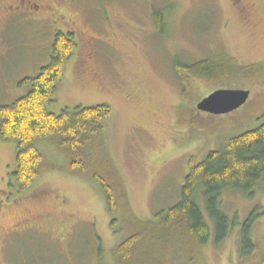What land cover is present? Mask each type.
<instances>
[{
  "label": "rangeland",
  "instance_id": "obj_1",
  "mask_svg": "<svg viewBox=\"0 0 264 264\" xmlns=\"http://www.w3.org/2000/svg\"><path fill=\"white\" fill-rule=\"evenodd\" d=\"M67 1L59 5L63 12L66 7L61 22H22L1 32L0 107L29 93L23 81L50 63L55 34L74 32L78 47L48 111L112 108L105 141L123 180L122 202L135 218L157 223L158 212L180 201L191 157L202 162L210 151L264 122V0ZM157 13L165 19L163 33L156 28ZM217 55L250 67V78L221 86L250 92L241 108L226 115L197 109L215 91L198 80L192 79L184 100L175 66L209 57L219 64ZM39 148L45 157L40 177L20 191L12 175L16 145L0 138V203L5 204L0 205V264H118L114 250L135 226L121 223L116 234L100 187L52 170L64 167L66 159L48 143ZM198 200L211 230L200 264H264V195L249 199L224 192L223 209L234 226L220 245L201 195ZM257 208L255 251L242 259L241 230ZM146 245L138 264H198L180 251L158 261L152 255L164 245Z\"/></svg>",
  "mask_w": 264,
  "mask_h": 264
},
{
  "label": "trees",
  "instance_id": "obj_2",
  "mask_svg": "<svg viewBox=\"0 0 264 264\" xmlns=\"http://www.w3.org/2000/svg\"><path fill=\"white\" fill-rule=\"evenodd\" d=\"M154 19L157 31L163 33V15L157 13ZM77 47L74 32H58L52 44L50 63L35 78L23 81L30 85L29 93L11 105L0 107V138L16 145L17 168L12 175L19 190L26 191L40 177L45 157L39 144L48 143L67 161L64 167L52 166V170L89 178L100 187L111 217L110 226L116 234L122 231L121 223L135 226L134 233L114 250L118 264L141 263L140 254L148 248L147 242L156 247L164 245L157 247L152 255L158 261L180 251L189 254V259L198 260V264L202 263L201 248L209 243L211 230L199 195L214 225L215 241L220 245L229 238L234 226L223 209L224 192L237 191L249 199L264 195V122L256 129L232 137L223 149L210 151L202 162L196 163L191 157L180 201L167 211L158 212L157 223L143 222L122 202L123 180L106 145V124L112 116V108L101 104L79 106L59 115L48 111ZM217 56H221L219 64L214 57H209L189 65H175L181 77L184 100H188L192 79L216 90L250 78L246 74L250 67L239 66L224 55ZM258 221L257 208L241 230L242 259L250 258L255 251L254 233Z\"/></svg>",
  "mask_w": 264,
  "mask_h": 264
},
{
  "label": "flooded vegetation",
  "instance_id": "obj_3",
  "mask_svg": "<svg viewBox=\"0 0 264 264\" xmlns=\"http://www.w3.org/2000/svg\"><path fill=\"white\" fill-rule=\"evenodd\" d=\"M66 1L0 0V34L7 26H19L22 24V22H26L32 25L33 23H37V20L42 22H48L52 19H54L55 21H60L61 19L64 20V18H66V16L64 15L66 7L63 9V12L59 8V5L62 3L66 4ZM63 23L65 22L63 21ZM56 35L57 33L55 34V36ZM1 204L4 203L1 202L0 205ZM8 234H10V232Z\"/></svg>",
  "mask_w": 264,
  "mask_h": 264
},
{
  "label": "water",
  "instance_id": "obj_4",
  "mask_svg": "<svg viewBox=\"0 0 264 264\" xmlns=\"http://www.w3.org/2000/svg\"><path fill=\"white\" fill-rule=\"evenodd\" d=\"M249 95V91L243 90H215L197 104V109L211 115H226L241 108Z\"/></svg>",
  "mask_w": 264,
  "mask_h": 264
}]
</instances>
